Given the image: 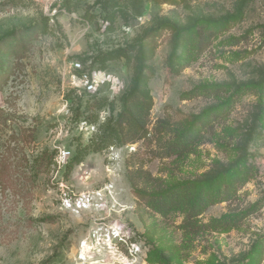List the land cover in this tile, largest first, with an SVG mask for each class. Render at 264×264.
I'll use <instances>...</instances> for the list:
<instances>
[{
	"label": "rangeland",
	"instance_id": "rangeland-1",
	"mask_svg": "<svg viewBox=\"0 0 264 264\" xmlns=\"http://www.w3.org/2000/svg\"><path fill=\"white\" fill-rule=\"evenodd\" d=\"M63 1L0 0V264H264V0H122L111 24ZM136 97L146 135L94 151L107 122L131 135Z\"/></svg>",
	"mask_w": 264,
	"mask_h": 264
},
{
	"label": "trees",
	"instance_id": "trees-1",
	"mask_svg": "<svg viewBox=\"0 0 264 264\" xmlns=\"http://www.w3.org/2000/svg\"><path fill=\"white\" fill-rule=\"evenodd\" d=\"M122 0H97L96 2L100 4L101 9L105 12L104 19L110 24L115 22L117 13L121 12L123 6L121 4ZM61 7L66 9V11H72L74 8V3L71 0H64L61 4ZM123 50L115 49L114 51H110L104 54L102 59V64H105L108 60L117 58L122 56ZM150 109V103L143 98L136 97L133 99L129 105L128 110L130 114L122 115L124 116V120L120 119V122L123 120L129 125V130L131 135L122 136L120 134L119 128L117 125H112L111 122H107L100 129L101 133L97 136V143L94 145L93 150L99 151L108 147L111 144H116V140H118V144H122L128 141L134 142L136 139L142 138L146 135V121L145 114ZM123 118V117H122ZM201 140V134L199 132H186L181 134L175 141L168 145L167 155H177L184 156L189 153L193 147V145ZM88 150V146H84L80 151L71 159L69 165H73L74 163H80L83 159V156ZM143 180L146 181L147 184L155 187L157 190L163 188V182L160 178L153 176L150 172L143 171ZM190 191L188 188H185L183 191L178 190L176 192L169 191L165 193H153L148 200L149 205L156 209L158 212L167 213L172 209L179 207L182 204L184 199L190 198ZM198 200H205L204 197L201 196ZM202 212V207L198 202H193L188 207V212L186 217L184 218L183 225L188 229H198L200 226L196 225L195 217L198 216Z\"/></svg>",
	"mask_w": 264,
	"mask_h": 264
},
{
	"label": "built area",
	"instance_id": "built-area-1",
	"mask_svg": "<svg viewBox=\"0 0 264 264\" xmlns=\"http://www.w3.org/2000/svg\"><path fill=\"white\" fill-rule=\"evenodd\" d=\"M76 67H81L80 63H76ZM79 82L82 83V85L87 88V90H93L94 89V84L90 79V76L87 72H82L79 76Z\"/></svg>",
	"mask_w": 264,
	"mask_h": 264
}]
</instances>
